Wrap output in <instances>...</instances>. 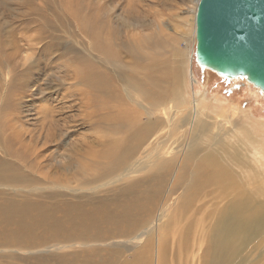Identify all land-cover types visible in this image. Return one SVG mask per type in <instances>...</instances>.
I'll return each mask as SVG.
<instances>
[{
	"label": "rangeland",
	"instance_id": "rangeland-1",
	"mask_svg": "<svg viewBox=\"0 0 264 264\" xmlns=\"http://www.w3.org/2000/svg\"><path fill=\"white\" fill-rule=\"evenodd\" d=\"M195 9L196 0H0V162L13 163L22 170L28 167L21 172L27 173V177L33 180L32 185H41L45 178L48 181L59 178L61 182L76 181L79 175L89 171L87 169L96 155L106 149L110 152L114 144H121L127 139L132 128L130 121H116L115 115L106 118L119 110V103L107 95L113 92L121 96L127 109L122 108L123 112L131 120L133 113L130 109L138 111L139 108L127 83L131 78L142 76L148 65L156 68L149 74L155 82L162 81L160 88L169 85L166 91L169 95L164 97L161 94L166 104L154 115L147 114L138 104L143 113L140 126L157 120L155 133L152 135L151 131L142 144L137 143L131 154L133 161H143L156 150L153 157L145 160V171L96 192L75 191L76 194H71L65 189H43L28 192L27 195L17 193L14 195L17 199L21 200L25 195L23 198L29 203L32 200L37 203L47 201L46 204L51 206L56 201H73L89 196L88 200L83 197L79 200L91 206L107 199L113 202L109 197L115 196L119 192L117 188L133 179L138 182L133 192L144 194L155 183L148 177L161 168L158 165L177 154V162L170 168L159 198L161 201L168 195L165 208L175 201L178 203V198L188 186L194 165L183 166L184 158L177 152L176 139L166 140L170 131L165 121L166 112L175 110L174 97L170 93L177 92L176 97L181 102L189 101L194 95L198 99L194 104L197 116L200 120L206 116L211 123L208 132L211 136L207 134L202 139V146L209 150L208 145H213V154L218 157L219 164L233 171L237 169L234 172L235 182L238 179L245 190L254 193L255 181H259L262 188L260 201L264 206V167L262 171L257 168L250 154L254 145L257 148L258 141L264 143V97L243 80L229 82L196 65ZM92 31L93 34L99 31L107 34L114 48L112 58H106L95 46ZM184 53L188 59L183 60ZM171 70L176 73V85L169 78L164 80L170 76ZM93 73L107 78V92L97 91L89 83ZM162 73L164 76H161ZM150 81L148 85L151 83L154 87L155 83ZM180 111L181 115L186 112ZM242 130L247 132L245 135L249 139L243 137ZM10 148L19 149V155L9 156L5 151ZM232 154L236 156V161H229L228 157ZM23 160L30 164L23 165ZM87 164L88 168L85 167ZM202 170L207 174L213 173L210 163L203 165ZM258 177L259 180H256ZM222 188H210L213 193L207 199L212 200L213 207L210 209L213 211L234 200L233 196L230 197L234 189L230 194ZM228 196L226 201H222ZM238 198L239 194L235 199ZM157 210L158 207L155 213ZM213 218L210 222L214 224ZM95 229L85 231L81 228L80 231L82 235L89 234L88 237L100 241V257L91 255L92 248L97 244L91 243L85 248L74 249L76 254L82 250L81 263L100 260L102 254H107L105 250L111 247V250L121 252L115 263L121 264L132 260L133 254L141 253L147 243L150 245L152 242L145 240L143 234L112 247V241L102 236L103 230ZM262 231L257 237H249L240 247L236 245L234 261L229 264H264V227ZM153 246L155 242L148 264H157ZM16 252L1 250L0 263L7 261L8 257L13 258L11 262L14 264H37L39 257H44L46 262H54L52 255L64 253L66 256L68 252L70 257L74 253L72 249ZM189 257L190 253L186 251L172 256L170 250L167 264H184Z\"/></svg>",
	"mask_w": 264,
	"mask_h": 264
},
{
	"label": "bare ground",
	"instance_id": "bare-ground-1",
	"mask_svg": "<svg viewBox=\"0 0 264 264\" xmlns=\"http://www.w3.org/2000/svg\"><path fill=\"white\" fill-rule=\"evenodd\" d=\"M197 2L198 0H196V6ZM195 10L193 14L194 32ZM84 25L87 29V23ZM89 31H91V28ZM90 33L93 34V31ZM92 37H94L95 46L104 53L105 57L112 58L115 54L113 52L114 48L107 34H101L99 31V33L93 34ZM183 58V60L188 59L185 53ZM155 69L153 65H148L142 76L131 78L127 83L130 90L134 93L137 101L136 106L139 108L138 111L130 109L133 113L131 120L129 115L123 112L122 108L127 109L122 103L121 96L109 91L110 95L107 96L119 103V110L113 115L108 114L106 118L109 119V117L115 115L116 121H130L131 131L128 132L129 136H127V139L121 144H114L110 152H107L108 149H106V151L96 155L94 162L89 168L87 167L88 164L85 166L89 171L79 175L76 181L70 179V181L61 182L60 178L55 181H51L52 179L48 181L45 178L41 185L35 186L31 183L33 180L27 177V173L21 172L28 167L22 170L13 163L0 162V188L4 189V191H0V251L14 250L26 253L39 252L41 250L72 249L74 252L76 248L80 249L83 246L85 248L91 243H97L92 248L91 255L100 257L99 252H102L100 241L88 237L89 234L82 235L80 231L81 228L85 231H95V228H100L103 230V232L100 231L102 236L112 241V247L117 246L123 240L135 239L143 234L146 236L145 240H152L150 245L147 243L146 247L141 250V253L133 254L132 260L123 261L121 264H148L154 242L155 246L153 247L155 248L157 264H167L170 250L172 256H179L182 251L190 253V257L185 260L184 264H229L234 261L237 250L236 245L240 247L249 237H257L263 232L264 206L260 201L262 188L259 181H255L254 193L245 190L242 187L243 185L240 186L238 179L235 182L236 174L234 172H237V169L233 171L225 165L224 167L220 165L217 160L218 157L213 154V145L210 147L208 145V150L201 144L202 139L207 134L210 135L208 132L211 123L206 116L202 120L197 116L198 110L194 104L198 99L192 95L189 101H186V99L181 102L176 97L177 92L170 93V95H173L172 98L174 97V100H172L174 101L175 110L172 113L166 112L167 118L165 121L170 128L166 140L176 139L177 152L179 156L182 154L184 158L183 166L194 165L191 169L188 186L185 185L187 187L184 189L185 192L181 193L182 195L178 198V203H175V201L171 206L165 208L168 195L163 199L161 198V201L159 198L166 184L167 174L169 175L170 168L175 165L174 162H177V154L172 155L165 163L158 165L161 168L148 177L155 183L144 194L133 192L135 190L134 186L138 183L137 179H133L127 185L117 188L119 192L115 196H105L113 199L111 200L113 202L107 199V201L102 200L97 204H91V206L88 205V202L82 203L79 200L81 197L88 200L90 199L89 196H81L73 201H61L62 203L56 201V204L51 206L46 204L47 201L46 203L43 201L37 203L38 201L32 200L33 202L29 203L28 199L23 198L25 195L21 200L15 197L17 193H26L27 195L28 192L34 193L43 189H65L71 194H76L75 191L96 192V190L104 189L114 182L121 181L123 183V180H127L132 175L145 171V160L149 159L150 156L153 157L156 150L154 149L152 154L147 156L148 158L146 157L145 159L144 157L145 160L143 161H133L134 158L131 157V154L137 147V143L142 144L151 131H153L152 135L155 133L157 120L144 127L140 126L139 121L143 114L140 107L147 114L154 115L159 111L160 107L166 104L164 97L169 95V92L166 93L169 90V85L164 89L160 88L162 81L158 83L151 78L149 73L154 72ZM92 75L94 76L89 79V83L96 87L97 91L104 90V92H107V78L94 73ZM162 75L164 76V73ZM169 75L164 80L168 81L169 78L176 85L177 76L175 71L171 70ZM149 80L155 83V85L153 84L154 87L151 86V83L148 85ZM157 87L159 89H156ZM180 110H186V112L181 115ZM241 133L245 139H249L245 135L247 133L245 130H242ZM260 143L258 141L257 148L255 145L252 147L250 154L257 164V168L262 171L264 167V143L263 141L262 144ZM182 146L184 147L181 150ZM5 152L11 157L19 155V149L10 148ZM228 159L229 161H236V156L232 154ZM23 161V165L30 164L26 160ZM207 163L211 164L213 173L207 174L205 170H202V166ZM256 180H259V177ZM213 186H223L222 190L224 192L228 190L229 193L234 189L233 195L230 193V197L233 196L234 200L230 204L225 202L222 207L213 211V209H210L213 207V202L211 199H207L213 193L210 190ZM112 190L114 191V189ZM179 191L177 190V192ZM237 194H239L240 198L235 199ZM27 197L29 198V196ZM227 198L229 196L222 198V201H226ZM203 200L205 201L201 204ZM157 207L158 210L155 213ZM201 210H203L202 213ZM153 216L154 221L151 225ZM196 216H199V218L196 219ZM212 218L215 220L214 224L210 222ZM81 251H78V254L75 252L70 254V257L67 254L68 252H66V256H64V253L52 255L51 259L54 262H46L44 257H39L37 258V264H115L121 254L118 250L116 251L113 248L111 250L110 247L105 250L107 254H102L100 260L81 263ZM11 260L13 258L8 257L7 261H3L0 264H14Z\"/></svg>",
	"mask_w": 264,
	"mask_h": 264
},
{
	"label": "water",
	"instance_id": "water-1",
	"mask_svg": "<svg viewBox=\"0 0 264 264\" xmlns=\"http://www.w3.org/2000/svg\"><path fill=\"white\" fill-rule=\"evenodd\" d=\"M194 44L200 69L264 97V0H198Z\"/></svg>",
	"mask_w": 264,
	"mask_h": 264
}]
</instances>
